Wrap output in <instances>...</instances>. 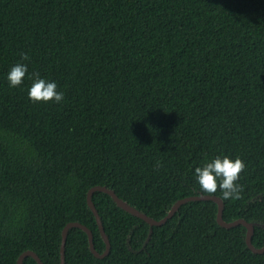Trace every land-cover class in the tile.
Segmentation results:
<instances>
[{
  "label": "trees",
  "instance_id": "trees-1",
  "mask_svg": "<svg viewBox=\"0 0 264 264\" xmlns=\"http://www.w3.org/2000/svg\"><path fill=\"white\" fill-rule=\"evenodd\" d=\"M22 57L26 59L22 60ZM18 62L57 82L59 104L8 85ZM239 156L227 222L264 247V0H0V264L26 250L61 264L73 221L106 243L87 202L113 189L155 219L200 190L196 166ZM111 241L96 257L72 227L66 264H264L244 225L214 200L151 226L111 195L92 197ZM23 264H39L28 256Z\"/></svg>",
  "mask_w": 264,
  "mask_h": 264
},
{
  "label": "clouds",
  "instance_id": "clouds-1",
  "mask_svg": "<svg viewBox=\"0 0 264 264\" xmlns=\"http://www.w3.org/2000/svg\"><path fill=\"white\" fill-rule=\"evenodd\" d=\"M24 59L26 57H22V60ZM6 79L11 88L23 85L26 79L30 80L27 92L29 99L33 102L51 101L59 104L64 99V93L58 90L56 81L45 79L36 72L29 73L26 63L18 62L12 65L6 74ZM244 168L245 163L239 156L216 155L196 166L193 176L201 191L215 193L219 188L220 198L228 200L238 198L240 185L237 182Z\"/></svg>",
  "mask_w": 264,
  "mask_h": 264
},
{
  "label": "water",
  "instance_id": "water-1",
  "mask_svg": "<svg viewBox=\"0 0 264 264\" xmlns=\"http://www.w3.org/2000/svg\"><path fill=\"white\" fill-rule=\"evenodd\" d=\"M95 191H103V192L108 193L109 195H111L113 197V199L117 202V204L119 206H121L123 209L127 210L128 212L144 219L151 226H154V225L159 226V225H163L164 223H166L169 219L172 218V216L181 207V205H183L186 202L195 201V200H214L218 204V211H217L218 223L221 226L227 227V228L234 227V226L241 225V224L244 225L247 228L246 243H247L248 247L255 253H264V247L257 248L254 246V244L252 242V237H253V234L255 231V224L247 221L246 219H237V220H234L232 222L225 221L223 218L224 202L217 195L200 194V195H193V196L184 197L182 199H179L172 206V208L170 209V211L168 212V214L165 217H163L161 219H155V218L149 216L148 214H146V213L140 211L139 209L128 204L126 201H124L122 198H120L118 196V194L113 189H111L107 186H104V185H96V186H93L92 188L89 189V191L87 193V202H88L89 206L91 207L92 211L94 212V214L97 218L101 235H102V237L106 243V248H105L104 252H99L95 246L93 231L87 225H85L79 221L73 220V221L67 223L62 230L61 261H60L61 264H66V243H67L68 232L72 227H80L87 232L88 238H89L90 249L96 257L104 258L110 253L111 241H110L108 234L105 231L100 213H99V211H98V209H97V207H96V205L92 199ZM28 256H32L33 258H35L39 264H45L43 262V260L41 259V257L33 250L24 251L19 256L17 264H23L24 259Z\"/></svg>",
  "mask_w": 264,
  "mask_h": 264
}]
</instances>
